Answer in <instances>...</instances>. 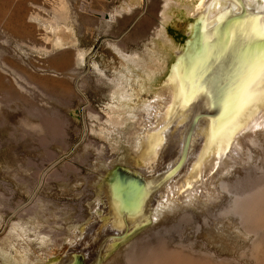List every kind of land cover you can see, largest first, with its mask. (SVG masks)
<instances>
[{"label": "bare ground", "instance_id": "6f19581e", "mask_svg": "<svg viewBox=\"0 0 264 264\" xmlns=\"http://www.w3.org/2000/svg\"><path fill=\"white\" fill-rule=\"evenodd\" d=\"M196 1V6L185 5L188 10L186 14L193 19L189 27L190 38L184 47L170 48L164 40L163 31H159L156 49L147 50L140 58L134 56L129 59L128 64L123 66L124 71L118 73L119 78L112 84V97L117 110L112 112V116L117 124L109 120L110 128H106L101 135L115 150L123 152L117 161L129 165L130 171L125 168L115 170L116 161L109 165L106 164L109 159L101 158L98 161L104 169H112L114 173L107 182L96 188L102 202V206H99L101 213L91 217L93 222L89 230L79 240L77 238L82 236L85 227H74L70 220L64 221V225L54 223L63 226L49 230L42 229V224L37 225L39 235L50 236L61 247L60 259L55 264H100L99 260L110 253L113 255L104 264H244L243 261L245 264H264V161L258 169L261 174L244 180V187L249 188L246 192L227 185L230 180L237 179V173L249 171L240 169V164H249L253 157L260 155L254 153L242 163L246 146L249 143L257 146L264 138V0ZM130 5H124L123 9L128 11ZM155 7L154 3L150 17L140 21L139 31H144L151 24ZM245 9L259 13L245 17L242 13ZM54 15L55 20L61 23L70 19L65 10H58ZM225 21V47L219 50L218 31ZM53 25V29L60 28L56 22ZM44 40L53 42V48L63 45L59 36ZM40 49L47 51L44 47ZM174 51V63L154 94L158 99L153 102L145 99L143 94H149L152 90L149 84H145L153 80L155 74H161L166 55ZM77 56L81 57L82 53L78 51ZM60 59L63 67L73 63L72 56L64 55ZM136 62H141L138 68L134 65ZM201 69L210 72L205 70L195 80L196 72ZM121 78L127 86H124ZM220 96L222 101L214 118L212 108L217 105L216 101L213 103L216 100L214 97ZM60 123L61 126L58 122L55 125L63 140L68 126L64 119ZM55 125L53 122L48 124L53 133L57 131ZM190 131L192 136L185 163L177 165L183 154L184 138ZM134 178L142 182L143 189L139 187L141 191L136 190L139 194L133 193L136 204L126 202L130 207L125 209L127 205L122 204L125 197L121 201V195L124 194V186H137ZM215 184H219V190L214 187ZM182 198L195 202L201 208L202 220L194 222L191 219L193 214L187 220L192 225V231L197 233L202 225L207 227L203 229L214 240V245L231 242L232 247L229 246L228 251L234 255L218 257L203 246V250L191 247L193 241L181 239L180 242H173L167 232L166 235L154 237V241L144 238L135 246L125 247L128 239L151 226L153 232L158 231L159 227L167 230L168 227H161L162 221H158V216L163 213L158 209L163 208V202L167 201L171 203L169 210L175 207L182 210L184 208L179 205ZM211 199L219 202H212ZM123 208L125 211L132 209V212L127 213ZM78 211L79 217L82 209ZM162 216L163 222L166 221V213ZM171 218L181 221L175 214ZM217 219L220 221L209 230L210 221ZM232 226L237 227L246 240H239L232 232ZM17 228L15 226L11 230L18 237L21 234ZM75 228L79 233L75 232ZM83 245L86 246L81 247ZM85 247H88L87 250L82 252L80 249ZM103 248L106 250L104 254ZM23 253L16 247L11 252L0 249L1 264H30L31 261L27 262ZM45 261L43 259L40 263L39 260L38 263Z\"/></svg>", "mask_w": 264, "mask_h": 264}, {"label": "rangeland", "instance_id": "374dc122", "mask_svg": "<svg viewBox=\"0 0 264 264\" xmlns=\"http://www.w3.org/2000/svg\"><path fill=\"white\" fill-rule=\"evenodd\" d=\"M129 3V10H124L123 6ZM154 3L156 7L151 24L144 31H139L140 21L150 17ZM194 3L197 5L196 0H0L1 250L11 252L16 247L20 253L25 252L24 259L26 257L27 262L31 261L30 264H37L39 260L41 263L43 259L46 261L42 264H55L60 259L61 247L50 236L44 238L39 235L37 225L42 224V229L49 230L62 227L64 221L70 220L74 227H85L78 240L89 230L93 222L91 217L101 213L99 206H102V202L96 194V188L107 182L114 173L112 169H104L98 161L101 158L109 159L106 161L108 165L117 162L115 170L130 169L129 165L117 161L123 152L115 150L101 135L106 128H110L109 120L117 124L112 116V112L117 111L112 97V84L119 78L118 73L124 71L123 66L128 64L129 59L134 56L140 58L147 50L156 49L159 31H163L164 40L170 48L184 47L190 38L189 27L193 19L186 14L188 10L185 5ZM58 10H65L70 19L65 23L55 20L54 14ZM55 22L60 28H52ZM57 36L63 45L53 48V42L44 40ZM40 47L47 51L43 52ZM78 51L82 53L81 57L77 56ZM174 53L176 51L166 55L161 74H155L153 80L145 84H149L152 89L149 94H143L145 99L151 102L158 99L154 94L174 63ZM64 55L72 56L73 59V63L66 67L60 64V58ZM134 65L138 68L141 62ZM137 74L141 75L139 71ZM125 75L129 76L128 73ZM121 82L126 85L122 78ZM127 91L130 92L129 87ZM63 119L67 121L68 132L62 140L55 124L58 122L60 125ZM51 122L57 128L54 133L49 130L48 124ZM249 144L242 154V163L252 155H260L253 157L249 164H240V169L249 171L237 173V179L227 184L241 192L249 189L244 187L246 178L262 173L258 169L264 161V138L258 142L259 148ZM136 180L133 181L137 186H124V194L121 195V201L125 197L123 206L126 202L129 205L136 204L133 193L143 189L140 180ZM214 187L219 190V184ZM163 204L167 206L166 209L165 206L164 209H158L163 212L158 216V221H162L161 227L168 229L159 227V232H153L151 226L128 239L125 247L135 246L144 238L154 241V237L166 235L167 232L173 242L189 240L194 242L191 247L200 250L205 247L218 257L234 255L228 251L231 242L222 246L214 245V240L203 229L207 227L202 225L197 233L192 231L189 216L193 214L191 219L194 222L203 219L199 211L201 208L195 202L182 198L179 201V205L184 208L182 210H177V207L169 210L171 203L167 201ZM126 205L125 209L130 207ZM79 208L82 214L78 217ZM126 211L130 213L132 209ZM165 213L167 220L163 222L162 214ZM173 214L181 221L171 218ZM82 218L84 220L81 222ZM219 221L211 220L208 229L214 228ZM54 223L63 225L56 226ZM15 226L21 234L18 237L12 231ZM74 230L79 233L78 228ZM231 230L239 240H246L237 227L232 226ZM87 248L80 250L86 251ZM105 251L103 248V254ZM112 255L107 254L99 263L109 261Z\"/></svg>", "mask_w": 264, "mask_h": 264}, {"label": "water", "instance_id": "95a60500", "mask_svg": "<svg viewBox=\"0 0 264 264\" xmlns=\"http://www.w3.org/2000/svg\"><path fill=\"white\" fill-rule=\"evenodd\" d=\"M242 13H244L243 15L246 17V16H248V14H257V13H259V12H256V11H254V10H252V9H245V10H243V12ZM236 18V17H235ZM244 18V17H243ZM235 20V19H234ZM226 30H227V21H225L223 24H222V26L220 27V30L218 31L219 32V34H218V36H217V38H218V48L217 49H224V47H225V42H224V40L226 39H224L223 40V36H224V34H226ZM224 45V46H223ZM216 53V52H215ZM216 58V57H215ZM214 58V59H215ZM205 70H208V69H204V71H203V69H201L199 72H201V73H199V72H196V74H195V80H197V78H200L201 76H202V74L203 73H205ZM209 71V70H208ZM210 72V71H209ZM220 81V80H219ZM221 85H224V84H222L221 83ZM214 99H216V100H214L213 101V103L215 102V104L217 103V105H216V107L214 106L213 108H212V112L213 113H215V116L213 115L212 117H216L217 116V113H218V111L219 110H217V108L218 107H220V104H221V101H222V96H220V97H214ZM196 121V120H195ZM194 121V124L196 123ZM192 135H191V131L187 134V136H186V141H185V144H184V150H183V154H182V156H181V158H180V161H179V163L177 164V165H182V164H184L185 162H184V160H186V158H185V156H186V154L188 153V151H189V146H190V144H189V141H190V137H191ZM120 172H118V174H119ZM142 183V182H141Z\"/></svg>", "mask_w": 264, "mask_h": 264}, {"label": "flooded vegetation", "instance_id": "af4514ba", "mask_svg": "<svg viewBox=\"0 0 264 264\" xmlns=\"http://www.w3.org/2000/svg\"><path fill=\"white\" fill-rule=\"evenodd\" d=\"M81 251H83V250H81ZM84 252V251H83Z\"/></svg>", "mask_w": 264, "mask_h": 264}]
</instances>
